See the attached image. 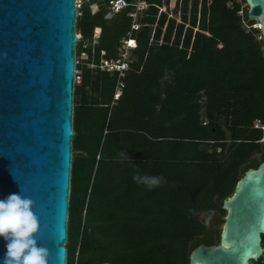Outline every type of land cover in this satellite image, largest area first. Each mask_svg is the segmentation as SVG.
I'll return each mask as SVG.
<instances>
[{"label": "trees", "instance_id": "16d2710c", "mask_svg": "<svg viewBox=\"0 0 264 264\" xmlns=\"http://www.w3.org/2000/svg\"><path fill=\"white\" fill-rule=\"evenodd\" d=\"M110 1L77 18L67 264H189L220 243L224 199L264 161V38L246 0H146L136 20L132 4L107 17ZM130 34L120 77L101 64ZM136 171L166 182L150 190Z\"/></svg>", "mask_w": 264, "mask_h": 264}, {"label": "water", "instance_id": "95a60500", "mask_svg": "<svg viewBox=\"0 0 264 264\" xmlns=\"http://www.w3.org/2000/svg\"><path fill=\"white\" fill-rule=\"evenodd\" d=\"M246 3L264 38V0ZM78 41L76 0H0V199L20 191L34 201L49 264H67ZM223 208L220 243L199 244L189 264L263 256L264 161L244 172ZM6 243L0 236V264Z\"/></svg>", "mask_w": 264, "mask_h": 264}, {"label": "clouds", "instance_id": "9594fccd", "mask_svg": "<svg viewBox=\"0 0 264 264\" xmlns=\"http://www.w3.org/2000/svg\"><path fill=\"white\" fill-rule=\"evenodd\" d=\"M133 180L150 190L166 182L162 175H141L139 171ZM33 206L34 201L20 191L0 199V236L7 242L3 264H49V249L36 239L40 223Z\"/></svg>", "mask_w": 264, "mask_h": 264}, {"label": "built area", "instance_id": "2783aa9c", "mask_svg": "<svg viewBox=\"0 0 264 264\" xmlns=\"http://www.w3.org/2000/svg\"><path fill=\"white\" fill-rule=\"evenodd\" d=\"M175 3H176L175 0L170 1L169 5L171 9L175 7ZM130 4H132L135 7V11L131 13V15L134 17L135 20L138 14L144 11L148 7V3L146 2V0H133L132 3H130L128 0H111L110 7H109V13L107 17H111L113 14L120 12L122 9L126 8ZM77 7H79L78 4H77ZM166 10H167L166 5H163L162 7H160V13ZM170 16H176L172 10L170 11ZM132 27L133 29L137 30L139 28V24L134 21V24ZM79 35L81 34L77 32V36L80 40L81 37ZM136 45H137L136 39L133 38L130 34L129 37L124 38L122 40L119 58L116 60H106L105 59L102 61L101 66L103 68H107L108 70H117L120 73V77H124L127 70L129 69V59H130L131 50L136 48ZM78 80H79V76H78V71L76 70V81ZM120 94L121 92L118 91L116 93V98H118Z\"/></svg>", "mask_w": 264, "mask_h": 264}, {"label": "rangeland", "instance_id": "374dc122", "mask_svg": "<svg viewBox=\"0 0 264 264\" xmlns=\"http://www.w3.org/2000/svg\"><path fill=\"white\" fill-rule=\"evenodd\" d=\"M89 0H76V6H77V4L79 5V7H77V18H78V16H79V9H81V8H83L84 7V2H88ZM96 6L94 5V6H92V10H96ZM259 25V24H258ZM98 34H99V29H96V31H95V39L97 38V36H98ZM81 38H82V35H79ZM81 38H80V40H81ZM79 42V41H78ZM86 58H87V54L86 53H82V54H78L77 53V49H76V62H77V64H78V62L80 61V62H83L84 60H86ZM77 64H76V68H77ZM77 82V81H76ZM257 157H259V155L257 156Z\"/></svg>", "mask_w": 264, "mask_h": 264}]
</instances>
